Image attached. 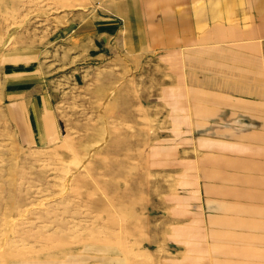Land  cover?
Wrapping results in <instances>:
<instances>
[{
    "label": "rangeland",
    "instance_id": "rangeland-1",
    "mask_svg": "<svg viewBox=\"0 0 264 264\" xmlns=\"http://www.w3.org/2000/svg\"><path fill=\"white\" fill-rule=\"evenodd\" d=\"M167 2L0 0V264L247 263L194 225L208 97Z\"/></svg>",
    "mask_w": 264,
    "mask_h": 264
},
{
    "label": "crops",
    "instance_id": "crops-1",
    "mask_svg": "<svg viewBox=\"0 0 264 264\" xmlns=\"http://www.w3.org/2000/svg\"><path fill=\"white\" fill-rule=\"evenodd\" d=\"M167 3V41L180 54L184 87L208 97L197 156L182 159L184 178L191 166L203 199L194 225L205 227L208 244H219L225 258L240 244L246 264H264V0Z\"/></svg>",
    "mask_w": 264,
    "mask_h": 264
}]
</instances>
